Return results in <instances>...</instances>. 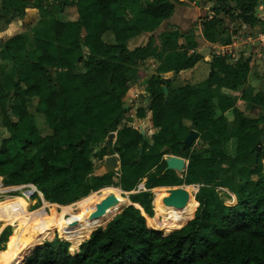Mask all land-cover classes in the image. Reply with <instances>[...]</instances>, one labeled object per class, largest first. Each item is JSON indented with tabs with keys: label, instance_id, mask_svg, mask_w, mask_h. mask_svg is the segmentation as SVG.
Returning a JSON list of instances; mask_svg holds the SVG:
<instances>
[{
	"label": "trees",
	"instance_id": "1",
	"mask_svg": "<svg viewBox=\"0 0 264 264\" xmlns=\"http://www.w3.org/2000/svg\"><path fill=\"white\" fill-rule=\"evenodd\" d=\"M210 1L215 4L213 16L200 18V25L205 40L214 44L231 42L223 37L225 21L220 15L253 28L259 21V6L264 14V0H236L235 6L229 0ZM3 4L0 20L9 24L24 15L26 8L35 7L41 12L45 30L41 35L34 29L33 37L19 34L0 44V133L4 128L9 134L0 144V177L12 186L32 184L47 201L65 205L93 190L87 179L95 167L94 146L105 145L108 134L116 132L126 119L124 99L138 80L137 63L157 56L165 63L164 71L194 68L203 60L196 51V31L162 35L160 49L154 36L144 46L128 47L130 39L153 33L162 21L173 17L180 0H4ZM74 6L77 20L58 18V13ZM8 11L10 17L5 19ZM109 34L113 43L104 38ZM83 45L91 49L88 59L82 56ZM77 53L81 56L71 61ZM1 61L16 65L17 80L3 79ZM209 64L208 75L175 89L167 98L164 86L171 80L154 75L148 80L152 125L170 136L169 140L150 147L146 136L127 125L117 134L121 175L116 185L124 191L134 190L155 167L159 175L149 177L148 188L182 182L203 185L197 207L186 222L164 235L150 229L134 206L117 215L122 205L129 204L115 201L87 220L76 221L83 226L70 224L59 231L60 239L69 243L70 253L67 244L55 239L37 247L25 264H264V176L260 167L249 166L264 121L236 108V101L243 100L259 115L264 94L251 97L246 92L252 68L249 58L231 63L213 54ZM61 69L66 71H60L56 80L52 70ZM230 110L235 116L232 127L225 117ZM146 114L139 107L135 115L144 119ZM38 115L51 134L42 135L36 123ZM191 130L198 131V139L208 146V156H190L188 150L183 151L182 142ZM181 154L189 159L183 178L166 171L163 160L165 155ZM114 177L110 174L99 179L113 181ZM217 186L229 187L237 204L227 206ZM110 193L107 198H115V192ZM133 202L161 222L181 217L182 208L173 202L153 199L154 216L149 193L134 197ZM107 223L96 231L85 226L93 229ZM7 226L2 223L0 232ZM8 236V232L1 236L0 247L8 243ZM7 243L1 253L9 251Z\"/></svg>",
	"mask_w": 264,
	"mask_h": 264
},
{
	"label": "rangeland",
	"instance_id": "2",
	"mask_svg": "<svg viewBox=\"0 0 264 264\" xmlns=\"http://www.w3.org/2000/svg\"><path fill=\"white\" fill-rule=\"evenodd\" d=\"M3 1L4 0H0V9L5 6L3 4ZM32 1H34V0H32ZM49 1L52 2L54 0H49ZM180 3L181 4H177L176 7H178V6H180V7H178L177 13L175 12L176 14H174L180 19L183 18V15H186L184 13L189 14V16L192 15V9H194L196 7H197V9H196L197 10L196 11L197 17H195L196 22L200 21V18L208 15V13H207V3H208L207 0H180ZM180 8H182V10ZM262 8H263L262 6H259L257 8V18L260 17V14L262 12L261 11ZM67 10L70 12L71 15L70 16L66 15L65 16L66 18L71 19V18H77L78 17V10H77L76 6H74L72 13H71V8L67 9ZM180 10H181V12H183V14L180 12ZM208 12H210V11H208ZM10 14H11V11H8V14L6 15L5 19L9 18ZM220 16L225 21V27L224 28H225L226 32L223 35V37L225 39H230V41H231V39L234 36L238 35L240 37V39L236 40V42H238L242 46L241 48H242L243 58L244 59L249 58L251 60L250 56L253 55V57H254V55H255V53H253L254 49H255V45L252 44L250 41L246 40V42H245V40H244L246 38V36L249 35V33H250L249 31L251 29H248L249 26L244 25L240 20H237V19H234L231 17H226L225 15H220ZM5 24H6L5 20L0 21V25L4 26ZM191 29L198 30V28H194V27H192ZM182 32H187V31H182ZM104 38L108 42L111 40L108 35H105ZM155 39H156V37H155ZM158 43H160L159 38L156 39L155 44H156L157 48L160 49V46L158 45ZM224 45H228V44H224ZM202 47L203 48H201L200 51L197 50V52L202 54L205 63L203 64V62H201V63L199 62L200 67L198 69H195V71L190 70V71H186L184 73L176 72L177 74H175V76L180 78L179 79L180 81L177 82V85H175L171 81V83H169L167 86H164L167 88V93L165 94L166 98L173 95V93H174L175 89H177L178 85H180V86L185 85L186 86L187 84L197 83V81H200L201 79H203L207 75V47H205V46H202ZM89 51L90 52H88L87 50L83 51V55H82L83 58L88 59L91 56V54H92L91 49H89ZM79 56H81V53H79V54L77 53L75 57H72V60L78 59ZM210 59H211V57L208 60H210ZM232 62L235 63L234 61H232ZM6 64L2 65V67H4L3 79H10L11 76L13 75V67H11V65H6ZM135 67L139 68V70L144 71V74H139V76L144 75L143 76L144 81H142L140 83V85H138L139 86L138 90H140V91H135V90L132 91L131 90L133 87H135L137 85L136 83H138L137 82L138 80H135L136 82L134 81L132 83L131 88H130V92L126 95L125 100H124L126 108L128 110V114H127L126 119L123 121L122 125L116 130V132L118 134V132L121 130L122 126H124V125L131 126L132 128H135L137 130H141V128H143V130L146 132L147 141L149 142L148 144L150 147H152L155 142H163V141L165 142V141L170 139V136L160 133V131H158V129L153 127L152 119H151L152 115H151V113H149L150 111L148 110L149 104H150V99H149L150 97H149V94L145 91L146 86H147V82L153 75L154 76H160L161 78L165 77V76L161 75V73L164 72L165 65H164V62H162L157 56H154V57H150L144 61H139ZM259 68H261V69L259 70ZM52 74H53V77L57 80L59 75H60V70H52ZM172 76H174V75H172ZM246 92L251 97H254L257 94H264V69H262V67L256 66V68L253 69V72L251 73V78L249 79L247 87H246ZM137 94H141V95L140 96L138 95L137 98H134V96H136ZM136 105L138 107L140 106L141 108L145 109V111L147 113L146 114L147 116H146V118L143 119V121L138 120V118L135 115L134 108ZM236 108L239 109L241 112L243 111V113L246 116H249L252 118L253 117L261 118V121L262 122L264 121V106H260L261 111H260L259 115L253 113L250 109L251 104L248 102H245L243 100H237L236 101ZM225 117H226V120L229 122L230 126L232 127L234 124V118H235L234 112L232 110L228 111L225 114ZM44 121L45 120L42 116H40V115L37 116L36 123H37V125L40 126L41 133L43 136H47V135L51 134L52 131L46 126ZM186 124H189V123L187 122ZM258 128H262V124L261 125L259 124ZM263 134H264V124H263L262 135ZM8 136H9V134L3 128L2 132L0 133V144H1V141L4 138H7ZM117 138H118V135H117ZM117 138L112 141L111 149L110 150L106 149V152L103 151L104 147L106 146V145H104V143L94 146L93 161H94L95 167H94L93 173L87 179L88 182L91 184V186H93V190L88 195L81 196L78 199H76L74 202L62 205V204H57V203H52V202L47 201L40 191L35 192V194L33 193L34 196L31 197V204H30L29 210L30 211H37L44 206V203H45L44 201L48 202V203H45L46 207H45L44 218H45L46 225L51 229V231L53 233V237H54L52 241H46L39 247L44 246L46 243L53 242L55 239H59L60 241H62L68 245V251H69L70 245L68 242H65L64 240L60 239L59 231H61V229L65 228L66 226H68L70 224L76 225V226H83L82 224H79L76 221L81 220V219L87 220L90 216H92L93 213H100L102 210V209H100L101 204L103 203V201L106 200V198L108 196L111 195L110 192H114L111 190L112 188H114V189L118 188L122 191L121 194L115 193L116 195L114 198L115 201H117L120 204L121 203L127 204L126 202H124V200L133 202L134 197L141 195V194H144V193H149L150 198H151V207L153 209L154 216H155L156 212H155L154 205H153V199L171 202V201H169L170 200L169 198L173 197L174 194L175 195L178 194V196H182L184 194L188 195V198L185 201H183V203L181 205H178L176 202H173V204H175L176 208H182L181 217L175 218L172 216L170 218L180 220L181 226L186 222V220L189 217V215L191 214V212H193L196 209V207H197L196 198H197V195L199 194L203 185H199V184L190 185V184H185L184 182H182V183H179L176 185L157 186L154 188H148L147 183H148L149 177H151V176L154 177V176L159 175V169L157 167H155L153 170H151L146 177L142 178L139 181V183L136 185L134 190H132V191H124L120 186L116 185V183H118L120 175H121L120 174L121 169H118L116 171V173L113 174L115 176L113 181L112 180L101 181L99 178L104 177V176H108V174L103 175V164H104L105 158L107 156L116 154L119 156V158L121 160V155L117 151V148H119V145L117 143ZM106 140H107V137L105 139V143H106ZM207 149H208V146H206V144H203L199 139H197V141H195V143L191 146V148L187 151V153L190 156L192 155V156L206 157V156H208V153H206ZM228 150H230V147H228ZM128 156H130V155H128ZM170 156H177V155H165L163 160L165 161ZM179 156L186 160V168H185L184 172H182V171L181 172L175 171V172L179 178H183V173H185L187 171V165L189 164V159L186 158L183 154H181ZM249 164H250L249 166H254L255 168L260 167V169L262 170L261 176H264V141L262 144V150L260 152L257 151L256 148L253 150L252 157L250 158ZM243 172H244V174L247 175L249 173V170H244ZM232 174H234V173L232 172ZM228 176H231V175H228ZM258 177L259 176H255L253 178L257 179ZM107 178H112V177H107ZM0 184L10 186V184L4 183V177H2V176L0 177ZM29 185H31V184L23 185L20 189L19 188H7V189L3 188V189H1L0 190V201L5 200L7 198L12 199V198H15L17 196H24L25 192H27L28 190H31V188H30L31 186H29ZM113 186H115V187H113ZM216 189L218 191L219 197L227 206H234L233 205L234 203H235V205L237 204V198H234L233 195H235V194H233L231 192V189L229 187L217 186ZM39 192L42 194V196H40ZM90 196H91V198L88 200V202H86V203L81 202L75 206L76 203H78L79 201L84 200L85 198H88ZM178 196H176V197H178ZM95 201H98V203L94 206L93 202H95ZM129 206L130 205H126V206L122 205L121 210L118 212L117 215L122 213ZM131 206H134V205L131 204ZM93 210H95V211L92 212ZM110 221H112V220H110ZM9 222H11V221L0 220V227L2 226V223L9 225V226L3 228L2 231L0 232V239H1V236L5 232H8V235H9L8 240H7L8 243H10L11 239L13 238V223H12V228H11V225ZM108 223L103 227H97V228H93V229H90L88 225H85V226L88 230H95V229L98 230L100 228H105L108 225ZM91 235L88 238L86 237L84 239V241L80 245V247L90 239ZM6 243L7 242L2 243V246L0 247V251L5 250ZM80 247H79V251L76 254H78L80 252ZM69 253H70V251H69Z\"/></svg>",
	"mask_w": 264,
	"mask_h": 264
},
{
	"label": "crops",
	"instance_id": "3",
	"mask_svg": "<svg viewBox=\"0 0 264 264\" xmlns=\"http://www.w3.org/2000/svg\"><path fill=\"white\" fill-rule=\"evenodd\" d=\"M27 1H30L31 3L34 2L32 0H27ZM207 2H208L207 3V13H208L207 16L211 17L213 15L211 10H212V8L214 7L215 4H214V2H211L210 0H207ZM229 3H230L231 6H235L236 5V0H229ZM175 5L177 6V4H175ZM176 6H175V12L177 13L178 7H180V6H178V7H176ZM70 8H71V13H72L74 7H67V8L64 9L63 12L58 13V18L62 19V20H71V21L77 20L78 17L77 18H71V19L65 17L66 15H68V16L71 15L70 12L67 10V9H70ZM180 9L182 10V8H180ZM196 9H197V7L192 9V15H190V16H189V14L184 13L186 15H183L182 19L178 18L176 15H173V17H171L170 19L162 21L161 24H160V27L156 31H154L153 33H144V34H141L139 36H136V37L130 39L127 42L128 47L131 50H134V49H136L138 47L144 46L148 42L149 38L152 37V36H154V37H156V39H158L160 36L166 35V34L171 33V32H178V31H187L188 32L189 30H191L192 27L198 28V30H195L196 31L195 32V40L198 43L196 51L197 50L200 51V49L203 48L202 46L207 47V75H208L209 72H210V64L209 63L211 61V59L210 60H208V59L213 54H217V52L220 50V48L224 47L226 45H224L223 43H215L214 44V43H210L207 40H205V38L203 37L202 31H201L200 21L196 22V20H195L196 19L195 17H197V13H196L197 10ZM181 10H180V12H181ZM208 11H210V12H208ZM261 11L262 12L260 14V17L258 18L259 20H260V18L264 19L263 8H262ZM176 13H174V14H176ZM181 13L183 14V12H181ZM3 20L4 19H1L0 21H3ZM34 29H37L39 31V33L41 35H43L44 30H45V24L41 23V12H40V10L38 8H35V7H28V8H26L24 15L16 17L9 24L6 23L4 26L0 25V44L5 43L10 38H12V37H14L16 35H19V34H28L30 37H33V32H34L33 30ZM108 36L111 39L109 42L113 43L114 42L113 36L111 34H109ZM83 37L84 38L86 37V32L85 31H83ZM232 39H231V42H232ZM158 45L161 47L160 43H158ZM255 46L257 47V45H255ZM86 50L88 52H90L89 51V47L83 45V51H86ZM192 52L193 51L191 50L190 53H192ZM256 52H257V49L255 48L253 53H256ZM241 53H242V48H241ZM198 54H200V53H198ZM200 55H202V54H200ZM75 56L76 55H73L72 57H75ZM252 56H250V57L252 58ZM72 57H71L70 60L74 62L75 59L72 60ZM258 61H259L258 59L256 61H252L251 60V63L252 62L253 63H252L251 71H250L249 76H248V81L251 78V73L253 72V69L256 68V66H258V67L260 66L261 67V65H260V63ZM201 62H203V64H204L205 63L204 59L202 61H200V63ZM231 63H233V62L231 61ZM1 64L2 65H5V64L6 65H11V67H13V75L11 76L10 79L17 80V73H16L17 67H16V65L13 62H10V61H1ZM164 65H165V63H164ZM199 67H200V64L198 63L194 68L188 69V70H184V71H181V72L184 73V72L190 71V70L191 71H195V69H198ZM260 69L261 68H259V70ZM2 70H4V67H2ZM138 70H139V68H138ZM60 71L61 72H65L66 69H61ZM181 72H178V73H181ZM139 74H144V71L143 70H139L138 76H139ZM175 74H177V73L174 72V71H164L163 73H161V75L165 76V77H162V79H165V78L169 79L175 85H177V82L180 81L179 80L180 78L176 77ZM172 75H174V76H172ZM143 76L144 75H140L139 77H137L138 78V81H137L138 83H136L137 85L131 89L132 91L133 90L140 91V90H138L139 89L138 85H140V83L142 81H144V77ZM179 87H183V86L178 85L177 88H179ZM145 91H146V89H145ZM129 92H130V90L128 91V93ZM138 95L140 96L141 94H137L136 96H134V98H137ZM139 107L137 105L135 106V108H134L135 114H136L137 109ZM138 120L143 121V119H138ZM228 146L231 148L232 143H229ZM230 151L232 152L233 150L230 149ZM129 205H131V204H129ZM173 217H175V216H173Z\"/></svg>",
	"mask_w": 264,
	"mask_h": 264
},
{
	"label": "bare ground",
	"instance_id": "4",
	"mask_svg": "<svg viewBox=\"0 0 264 264\" xmlns=\"http://www.w3.org/2000/svg\"><path fill=\"white\" fill-rule=\"evenodd\" d=\"M22 186H6L0 184V190L3 188L20 189ZM29 186H31V190L25 192L24 196H17L12 199L7 198L0 201V220H8L13 223V238L9 243V251L7 253L0 252V264H24L26 258L30 256L37 247L41 246L46 241H52L54 238L53 233L46 225L44 218L45 203L48 202L44 201V206L37 211L29 210L31 195L38 191L34 185ZM111 190L117 194L122 193L118 188H112ZM39 194L42 196L40 192ZM91 196L79 201L75 206L81 202H88ZM124 202L127 204H133L141 211L142 215L145 216L147 226L150 229L160 231L164 235H167L181 227L180 220L169 218L167 221L161 222L148 216L138 203L127 200H124Z\"/></svg>",
	"mask_w": 264,
	"mask_h": 264
},
{
	"label": "water",
	"instance_id": "5",
	"mask_svg": "<svg viewBox=\"0 0 264 264\" xmlns=\"http://www.w3.org/2000/svg\"><path fill=\"white\" fill-rule=\"evenodd\" d=\"M164 92H165V94L167 93L166 87H164ZM139 131H140V134L142 136H144V137L146 136V132L143 130V128H141V130H139ZM198 137H199L198 131L191 130L189 132L188 136L182 142L183 143V151L185 152V151L189 150L191 148V146L195 143V141H197ZM116 138H117V132H110L108 134L105 145L108 147L109 150L112 147L111 146L112 141ZM263 141H264V134L261 135V138H260V140L257 144V147H256V150L259 152L262 150ZM141 153H142V150H141ZM165 162L167 165L166 171H180V172L185 171L186 160L180 156H170L169 158H167L165 160ZM187 167H188V165H187ZM120 168H121V163H120V158L118 155L114 154V155L107 156L105 158V161L103 164V175L115 174L116 171ZM32 195H33V193H32ZM176 196H178V194H176V195L174 194V196L169 198L170 200L169 199L168 200L171 202H176L178 205H181L183 203V201H185L188 198V195H186V194H184L182 196H178V197H176ZM114 204H115V199L114 198H108L105 201H103V203L100 206V209L111 207Z\"/></svg>",
	"mask_w": 264,
	"mask_h": 264
},
{
	"label": "built area",
	"instance_id": "6",
	"mask_svg": "<svg viewBox=\"0 0 264 264\" xmlns=\"http://www.w3.org/2000/svg\"><path fill=\"white\" fill-rule=\"evenodd\" d=\"M248 29L251 30L249 31V35H247L244 39L245 42L247 40L252 44L257 45V47L255 46L257 52L254 57L252 56L251 60L256 61L258 59L262 69H264V19L260 18L258 23L253 28L249 27ZM239 39L240 37L238 35L234 36L232 42L224 47H221L216 55L222 58H227L235 63L238 62L241 58H243L241 53L242 46L236 42V40Z\"/></svg>",
	"mask_w": 264,
	"mask_h": 264
},
{
	"label": "clouds",
	"instance_id": "7",
	"mask_svg": "<svg viewBox=\"0 0 264 264\" xmlns=\"http://www.w3.org/2000/svg\"><path fill=\"white\" fill-rule=\"evenodd\" d=\"M32 185V184H31ZM34 194H35V192H34ZM34 194L33 195H31V197H33L34 196Z\"/></svg>",
	"mask_w": 264,
	"mask_h": 264
}]
</instances>
